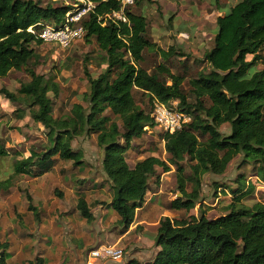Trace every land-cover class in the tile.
<instances>
[{
  "label": "trees",
  "instance_id": "obj_1",
  "mask_svg": "<svg viewBox=\"0 0 264 264\" xmlns=\"http://www.w3.org/2000/svg\"><path fill=\"white\" fill-rule=\"evenodd\" d=\"M92 1L96 7L83 21L84 37L95 38L105 52L106 68L94 77L86 67L87 105L75 103L69 115L55 117L50 92L58 96L61 86L32 67L39 59L32 43L42 41L28 28L44 21L62 22L71 6L44 4L42 0H0V77L12 71H26L30 76L17 91L3 87L0 94H4L5 104L20 106L14 111L21 117L29 111L33 120L46 128L49 142L41 151L32 148L29 156L17 160L15 174L8 179L2 178L0 163V197L19 174L31 171L41 176L55 167L57 159L81 164L82 153L73 149V138L97 134V144L104 152L102 168L114 190L110 206L121 227L133 223L157 167L164 172L175 167L181 196L168 207L186 211L180 218L165 216L160 220L156 237L160 249L154 260L132 259L126 264H264V201L246 203L255 186H241L244 174L237 179L238 188L226 187L234 196L225 214L216 218H209L206 210L199 216L188 214L204 199L203 177L223 175L240 156L242 164L252 165L264 183V69L257 67L264 60V0H240L218 16L214 47L205 54L210 71H199L190 78L189 91L184 87L185 74L173 72L164 63L146 66V53L155 44L144 12L131 10L138 0L127 7L129 23L108 21L105 25L99 18L119 10L120 3ZM136 93L148 98L149 110L139 104ZM174 100L192 119L181 130L162 134L167 159L150 155L130 166L126 153L133 139L141 138L147 126H155V101L169 105ZM225 123L231 125L229 134L220 130ZM4 155L6 149L0 143V157ZM219 187L215 182V196ZM226 188L224 195L228 194ZM77 209L88 222L94 220L84 196L78 198ZM8 248V242H0V264H10ZM44 263V258L38 257L28 264Z\"/></svg>",
  "mask_w": 264,
  "mask_h": 264
},
{
  "label": "rangeland",
  "instance_id": "obj_2",
  "mask_svg": "<svg viewBox=\"0 0 264 264\" xmlns=\"http://www.w3.org/2000/svg\"><path fill=\"white\" fill-rule=\"evenodd\" d=\"M67 1L42 0L44 4L52 3L55 6L67 4ZM239 1L184 0L181 3L180 0H138V3L131 10L144 12L149 23L151 40L155 44L146 53V66L154 68L157 64L164 63L173 72L185 74L187 80L184 87L186 91H189L188 80L190 78L195 77L199 71H210V65L205 61V54L214 47L218 16L229 12ZM183 5L184 7H182ZM32 46L39 55V59L32 62V67L38 73L54 78L61 86L58 96L55 97L50 92V96L53 99L54 116L69 115L75 103H81L86 106L87 101L84 99V94L89 90V81L85 68L87 67L90 74L94 77L98 76L106 68V62L104 61L105 52L99 48L95 38L87 40L84 37L67 49L44 42L40 44L33 42ZM171 47L173 48L172 51L165 54ZM251 58L252 56H249V59ZM257 67L264 69V60L258 62ZM29 80L30 76L26 71H12L7 77H0V89L5 87L10 91H17L22 82ZM136 98L141 106L147 110L150 109L147 97L141 93H136ZM190 100L192 102L196 101L192 95H190ZM174 101L179 102L178 100ZM4 102V94H0V143L4 144L6 149V155L0 157L1 176L3 179H8L15 174V163L17 160L28 156V151H31L32 148L41 151V147L49 144V142L46 128L42 124L35 122L29 111L21 117L20 112L14 111L20 108L19 105L10 102L5 104ZM115 119L119 121L118 118L115 117ZM220 130L223 134H229L231 125L225 123L220 127ZM157 132L161 134L159 130ZM147 134L151 133L147 132ZM148 135L144 134L141 138L133 139L130 148L140 144L142 146L145 145L150 139ZM161 143V139L154 141L151 150L166 160L167 153H164ZM72 147L82 153L81 161L85 164H74L70 160L57 159L55 167L45 180L49 185L46 190L47 194L43 198V202L47 203L46 209L41 208L43 206L37 207L34 205L29 187L26 185V173L19 174L14 178L13 187H16V190L12 189L13 192L9 190L1 194L0 242H5V240L11 242L15 247L13 250L15 252L20 245L28 244L22 253V256L26 258L36 255L39 251L46 254L47 250L54 249V251L59 253L66 252L62 264H68L71 260L76 259V254L73 252L75 245H78L76 239L78 237L77 229L80 230L79 223L82 217H80V212L76 213L73 207L77 193L71 194L70 192L77 188L75 180L78 178V170L81 171L80 175L85 176L87 181L86 176L102 169L100 161L104 152L97 144V134L74 137ZM131 150L133 151V149ZM150 152L149 149L145 148L142 151L144 153L142 157H147ZM24 153L26 154L24 155ZM55 157H58V155ZM252 167V165L247 163L242 164V156H240L230 165L224 176H217L212 173L206 174L203 177L205 192L203 191L204 189H202V192L203 198H206L211 204L208 205L205 202H201L202 204L199 203L194 210H201V212L206 210L207 213L209 210L212 215L217 214L216 210L219 213L225 211V205L222 206L220 203L212 205L215 203L213 199L215 196L213 190L216 189L215 179L219 183L225 182L229 186L236 188L238 186L236 179L240 175L238 173L240 169L245 176L243 182H246L245 187H247L248 182H256L254 178L256 175L253 176ZM37 171L38 169L35 172ZM172 171L171 178L167 181V187L171 189L172 194L167 193L166 196H173L178 192L175 167H172ZM154 178H157L155 174ZM95 179L90 178L88 183L81 184V186L87 187L89 185V188H93ZM80 180H83V177ZM100 184L101 186L104 185V183ZM150 189L153 191L156 188L151 187ZM66 193H68L67 196ZM17 196L19 197L17 198ZM21 196L23 197L22 199L20 198ZM28 196L31 197V200H29ZM15 198H17V205L13 206ZM247 198V204H252L255 200L264 201V186L261 183H255L253 194ZM25 203L28 204V209H26ZM30 206H33V209ZM25 209L29 213L28 216L18 213V210ZM41 210H46V212H41ZM43 224H46L48 228H42ZM66 225L73 226L71 234L67 233ZM80 233L83 232L81 231ZM74 237L75 239H73ZM30 245H33V247ZM93 248L96 247L87 250L86 260H88V254ZM35 249H38V252H35ZM7 251L6 256L8 259L10 252L8 253ZM38 257L41 256L37 255L33 260H16L10 264H28L30 261L35 262ZM125 260L126 249L124 248V256L121 261L102 262L117 264L118 262L123 263ZM44 264L47 263L45 262ZM50 264L57 263L53 262Z\"/></svg>",
  "mask_w": 264,
  "mask_h": 264
},
{
  "label": "crops",
  "instance_id": "obj_3",
  "mask_svg": "<svg viewBox=\"0 0 264 264\" xmlns=\"http://www.w3.org/2000/svg\"><path fill=\"white\" fill-rule=\"evenodd\" d=\"M187 1V0H185ZM181 3L184 2V0H180ZM184 7V5L182 6ZM155 29V27H154ZM158 130L155 129L152 131L151 134L146 135L150 136L149 141L142 146V144L138 146H133L130 148L127 153V160L130 164V166H134L138 160L143 159L142 151L146 148L149 149L151 152L149 153L148 156L150 155H158V153L154 152L151 150V147H153L154 141H157L161 139L162 143L161 146L164 149V153H166L165 150V141L162 138V134L157 132ZM133 149V151L131 150ZM153 149V148H152ZM30 155V150L28 151ZM26 153H24L25 155ZM28 155V156H29ZM147 156V157H148ZM27 157V156H24ZM102 159L101 158V168H102ZM235 161V160H234ZM234 161L232 163H234ZM231 163V165H232ZM85 164V163H82ZM230 167V166H229ZM229 169V168H228ZM228 171V170H227ZM80 172L78 170L77 175L78 178L75 180L76 181V190L73 189V192H70L71 194H74L76 192V197L74 198V203L73 207L76 210V213H79L77 209V203H78V198L80 196H84L85 199L88 201V204L90 206V209L94 215V220L92 222H88L85 218L82 217L81 222L79 223L80 230L83 233H80L81 231L77 229V235L78 237L76 238L78 241V245H75L74 247V254H76V259L71 260L68 264H87L86 260V255H87V250L92 247H97L99 245H102L104 243H117L121 247H124L126 249V260L123 262L126 264L129 260L132 259H138L143 262L151 261L154 260L156 255L158 254L159 247L156 245V237L158 234V228L160 225V220L165 217L169 216L171 218H180L184 215H186V211L184 210H172L169 209L168 204L176 199L177 197L181 196L179 192L175 193L173 196H166L167 193H171V189H168L167 187V181L171 178L172 170L168 172H164L161 167L156 168V173L155 175L157 178H154V175L151 176L150 178V186L153 188H156L155 190L151 191L149 190L147 194V198L143 205L139 207L136 210L135 214V219L133 223L128 227H121L118 224L119 216L117 212L110 206L113 197H114V190L112 189V182L108 179L106 173L103 171V168L100 169L99 171L95 173H90L89 176L87 177V181L85 176L80 175ZM50 172H47L41 176H33V173L30 171V173L27 174L26 178V185L29 187L30 190V195L32 197V201L34 202V205L39 207L43 206L41 208L46 209L47 208V203L43 202V198L45 194H47L46 190L47 187L49 186L47 181H45L48 177ZM239 174H242L241 170H238ZM30 174V175H29ZM226 172L223 175H217V176H224ZM253 176L255 174L253 173ZM80 177V178H79ZM83 177V180H80ZM239 177V176H238ZM237 177V179H238ZM95 179L94 181V187L89 188L87 185L86 186H81V184H86L88 183V179ZM256 180L255 183H261L264 186V183L261 182L257 176L254 177ZM236 179V182H237ZM85 180V181H84ZM215 182H218L217 179H215ZM241 186L243 188L247 189L249 184H254L252 182H248V186L245 187L246 182H243ZM100 183H104L103 186H101ZM219 183V182H218ZM238 188L240 185L237 182ZM75 185V183H74ZM221 185H225L222 187ZM229 184L223 182L220 183V187L218 189V195L214 196V201L215 204H221L222 206H226L230 201L231 198L234 196L232 193L229 192V189H227ZM174 187V186H172ZM227 187V188H226ZM232 187V186H231ZM226 188V191L228 192L227 195H224L223 189ZM12 189H17L16 187H11L10 192H13ZM109 189V191H108ZM205 192V188H203ZM255 190V188H254ZM213 193H215V190H213ZM61 196L62 194L59 193ZM172 194V193H171ZM253 194V193H252ZM17 195V194H16ZM22 195V194H21ZM68 193H66V196ZM251 195V194H250ZM5 196V195H4ZM249 196V195H248ZM19 196H17L18 198ZM204 197V196H203ZM17 198H15V202L13 203L14 205H17ZM21 199L23 198L22 196L20 197ZM2 199V196H1ZM4 199V198H3ZM221 199V200H220ZM247 197H246V202H247ZM256 199V198H255ZM210 200V199H209ZM220 200V201H219ZM261 201V200H260ZM205 202L208 205L211 204V202H208L206 198L201 200L199 203ZM254 202V201H253ZM20 203V202H19ZM198 203V204H199ZM202 204V203H201ZM253 204V203H252ZM251 204V205H252ZM3 206V205H2ZM1 206V207H2ZM26 209H28V204L25 203ZM18 210V213L23 215L26 214L27 216L29 213H27V210ZM74 210V209H73ZM46 212V210H41V212ZM213 211V210H211ZM15 212V211H14ZM50 212V210H49ZM201 213V210H192L188 214H195L196 216H199ZM225 211H222L219 213V211L216 210V215H212V212L209 213L208 210V217L209 218H216L221 215V213H224ZM62 213V212H61ZM66 213V212H63ZM35 215V213H34ZM42 228H48L46 224H43L41 226ZM50 227V226H49ZM72 225H66L65 229L67 230V233L72 232L73 228ZM1 228V225H0ZM85 230V231H84ZM75 239V237L73 238ZM5 242L9 243V248L7 250L8 253L10 252V256L8 257V262H15L16 260H33L34 257L41 256L44 258L45 262L47 264L56 262L57 264H62L64 256L66 252L64 253H59L54 251V249H49L47 250L48 252L46 254H43L42 251L38 252V249H35V252H38L36 255H31L30 258H26L25 256H22L23 250L26 248L25 246H28V244L20 245L17 248V251L14 250V246L9 242L8 240ZM22 243V242H21ZM31 246V245H30ZM29 246V247H30ZM33 247V245L31 246ZM50 258V259H49ZM122 262H118L117 264H123ZM93 264H113V263H103L102 261H95Z\"/></svg>",
  "mask_w": 264,
  "mask_h": 264
},
{
  "label": "built area",
  "instance_id": "obj_4",
  "mask_svg": "<svg viewBox=\"0 0 264 264\" xmlns=\"http://www.w3.org/2000/svg\"><path fill=\"white\" fill-rule=\"evenodd\" d=\"M117 1L121 5L119 10L99 18L103 21V25L108 21L129 23L127 7L134 5L137 0ZM67 5H70L71 8L67 11L62 22L56 23L53 20L39 22L30 26L28 31L44 43L55 44L62 49L70 48L74 43L84 38L86 30L83 21L94 11L96 3L92 0H68ZM152 116L155 119V126H147L146 131L152 133L153 130L158 129L161 134L181 130L192 119L191 115L180 109L179 102L176 101L169 105L155 101ZM123 256V247L117 243H104L89 252L87 264H93L98 260L121 261Z\"/></svg>",
  "mask_w": 264,
  "mask_h": 264
},
{
  "label": "water",
  "instance_id": "obj_5",
  "mask_svg": "<svg viewBox=\"0 0 264 264\" xmlns=\"http://www.w3.org/2000/svg\"><path fill=\"white\" fill-rule=\"evenodd\" d=\"M181 195V194H180Z\"/></svg>",
  "mask_w": 264,
  "mask_h": 264
}]
</instances>
